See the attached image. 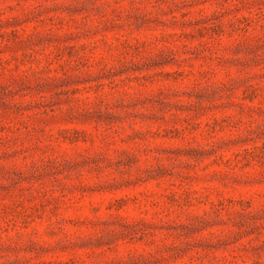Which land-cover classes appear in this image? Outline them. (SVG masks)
I'll use <instances>...</instances> for the list:
<instances>
[{
	"label": "rangeland",
	"instance_id": "374dc122",
	"mask_svg": "<svg viewBox=\"0 0 264 264\" xmlns=\"http://www.w3.org/2000/svg\"><path fill=\"white\" fill-rule=\"evenodd\" d=\"M0 264H264V0H0Z\"/></svg>",
	"mask_w": 264,
	"mask_h": 264
}]
</instances>
